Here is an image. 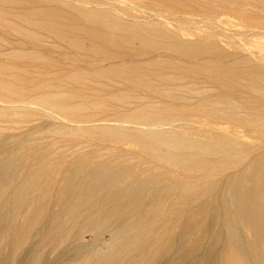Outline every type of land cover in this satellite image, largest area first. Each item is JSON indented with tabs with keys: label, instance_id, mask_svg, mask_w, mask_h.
<instances>
[{
	"label": "bare ground",
	"instance_id": "bare-ground-1",
	"mask_svg": "<svg viewBox=\"0 0 264 264\" xmlns=\"http://www.w3.org/2000/svg\"><path fill=\"white\" fill-rule=\"evenodd\" d=\"M194 116L264 128V0H0V264H149L215 187L181 264H264V143Z\"/></svg>",
	"mask_w": 264,
	"mask_h": 264
},
{
	"label": "rangeland",
	"instance_id": "rangeland-1",
	"mask_svg": "<svg viewBox=\"0 0 264 264\" xmlns=\"http://www.w3.org/2000/svg\"><path fill=\"white\" fill-rule=\"evenodd\" d=\"M242 24L243 23H241V21L239 22L237 19H228V25H225L229 29L227 31H230L229 33L232 34L230 40L234 43H241L254 38L248 34V29L246 30L241 26ZM210 121L211 120L206 117H190V120L187 122L188 124H184L182 130L186 135H192L190 130H187L188 125L194 124L200 129H204V127L208 128L207 124H209L212 125V127H209V130L213 136L225 134L230 137H244L250 144L264 143V128L256 131H250L241 125H228L221 122H219V124H214ZM216 193L217 189L215 187L213 191L205 193L200 199H197L191 204H179V207L184 213L183 217L178 222L172 218V220L169 218V220H171L170 222L169 220H167V222L165 221V226L169 228L170 225V228L169 231L164 234V238L168 239L171 237L173 240L170 249H168L167 245H161L155 246V250H153L152 247L140 250L141 254L146 255V259H148L147 261L149 264H181L182 258H192L193 255L191 250L193 247L195 248L197 244H201V252H205L207 247L214 240V234L217 227H220V215L217 207L215 206ZM174 198L175 196L172 194L170 200H173ZM163 215V213L162 215L160 214V218H164L165 215ZM84 238L89 241L92 239V235L88 233ZM108 239V232H104L100 237L101 242H106Z\"/></svg>",
	"mask_w": 264,
	"mask_h": 264
}]
</instances>
